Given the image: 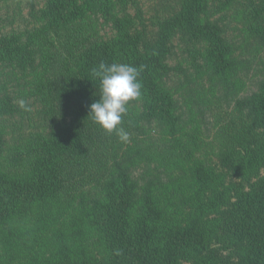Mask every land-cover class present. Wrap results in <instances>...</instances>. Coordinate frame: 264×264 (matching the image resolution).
I'll return each mask as SVG.
<instances>
[{
    "label": "trees",
    "instance_id": "obj_1",
    "mask_svg": "<svg viewBox=\"0 0 264 264\" xmlns=\"http://www.w3.org/2000/svg\"><path fill=\"white\" fill-rule=\"evenodd\" d=\"M74 3L0 37V264H264V78L246 88L264 0H174L156 41L120 17L131 0ZM97 12L109 40L86 31ZM175 38L186 67L167 63ZM101 62L142 69L128 143L88 117Z\"/></svg>",
    "mask_w": 264,
    "mask_h": 264
},
{
    "label": "rangeland",
    "instance_id": "obj_2",
    "mask_svg": "<svg viewBox=\"0 0 264 264\" xmlns=\"http://www.w3.org/2000/svg\"><path fill=\"white\" fill-rule=\"evenodd\" d=\"M69 3L75 2L74 6L79 5L82 0H68ZM53 0H7L0 3V37L1 36H12L14 34H22V32L27 31L28 29L35 28L37 24L36 16H39L41 12H43L50 3H52ZM174 0H131L130 4L125 9V5L121 6V14L120 17H124L126 20H129L130 18L137 19V12L139 11L142 15V19L144 20V29L147 30L146 35V41H156L158 40V36H156L159 26L162 22H164L166 19L171 17L173 13L176 11L173 8H179L174 6ZM125 9V10H124ZM131 20V19H130ZM137 21V20H136ZM135 21V22H136ZM83 23L86 25V31L90 29V24H96L98 26L97 29L100 30L99 35L101 37L103 36L105 40H109L112 38V34L114 35V32H111L110 29L104 28V26L107 24L105 19L100 15V13H92L87 15V18L83 21ZM138 23V22H136ZM71 23L72 30H77V24ZM34 26V27H33ZM231 27V26H230ZM139 29L143 30L142 26L139 27ZM88 31L87 33L90 35ZM227 34L229 38H233V40L237 41L238 37L235 31L232 29H227ZM77 35V37L82 38L81 34L80 36L77 34H73V36ZM100 37H95L93 39H89L86 43L83 44H77V54H87L90 52V49L93 47V44H98L100 42ZM79 43V40H77ZM147 44V42H145ZM184 42L180 41L178 38L173 39L171 45V53L167 60L168 65H170L172 68L182 64L183 67L187 66V60L182 61L183 59V46ZM143 45H141L140 49L142 51ZM121 56H125L124 54H121ZM262 64H258L256 68L254 69V72L252 71L248 77L247 80V92H252L256 89V85L259 81H261L264 78V55L262 57ZM176 74V73H175ZM181 76V75H180ZM182 77V76H181ZM179 79L178 74L177 78L175 80L177 81ZM37 122H41V120L36 118ZM31 126L28 128V131L31 130ZM142 173V170L136 171V174ZM164 179H167V175H162Z\"/></svg>",
    "mask_w": 264,
    "mask_h": 264
},
{
    "label": "clouds",
    "instance_id": "obj_3",
    "mask_svg": "<svg viewBox=\"0 0 264 264\" xmlns=\"http://www.w3.org/2000/svg\"><path fill=\"white\" fill-rule=\"evenodd\" d=\"M142 69L124 63H104L92 69L99 80V98L89 106L92 121L106 134L115 132L121 143L129 142V133L121 126L130 102L141 98L142 84L139 80ZM24 112L32 107L25 99L17 101Z\"/></svg>",
    "mask_w": 264,
    "mask_h": 264
}]
</instances>
